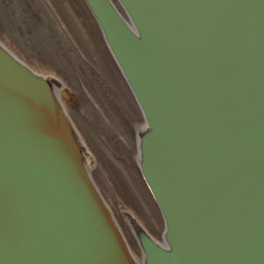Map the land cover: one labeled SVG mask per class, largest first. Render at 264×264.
Returning <instances> with one entry per match:
<instances>
[{"label": "water", "instance_id": "1", "mask_svg": "<svg viewBox=\"0 0 264 264\" xmlns=\"http://www.w3.org/2000/svg\"><path fill=\"white\" fill-rule=\"evenodd\" d=\"M140 114L159 238L91 175L75 95L0 40V264H264V0H82Z\"/></svg>", "mask_w": 264, "mask_h": 264}, {"label": "rangeland", "instance_id": "2", "mask_svg": "<svg viewBox=\"0 0 264 264\" xmlns=\"http://www.w3.org/2000/svg\"><path fill=\"white\" fill-rule=\"evenodd\" d=\"M0 40L75 95L77 103L66 108L94 156L92 178L139 259L122 209L156 238L162 227L132 158L141 117L86 6L82 0H0Z\"/></svg>", "mask_w": 264, "mask_h": 264}, {"label": "flooded vegetation", "instance_id": "3", "mask_svg": "<svg viewBox=\"0 0 264 264\" xmlns=\"http://www.w3.org/2000/svg\"><path fill=\"white\" fill-rule=\"evenodd\" d=\"M102 41V40H101ZM105 47V46H104ZM106 49V48H105ZM107 51V50H106ZM108 53V52H107ZM109 55V54H108ZM110 57V56H109ZM111 59V58H110ZM114 64V63H113ZM115 66V65H114ZM116 68V67H115ZM117 70V69H116ZM147 189V188H146ZM148 191V190H147ZM154 206H155V204H154ZM155 208H156V206H155ZM156 210H157V208H156ZM158 212V211H157Z\"/></svg>", "mask_w": 264, "mask_h": 264}]
</instances>
